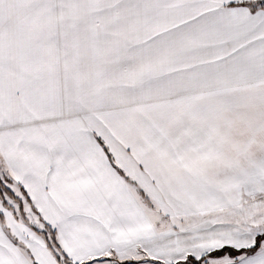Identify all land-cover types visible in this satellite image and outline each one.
Listing matches in <instances>:
<instances>
[{"label":"snow or ice","instance_id":"1","mask_svg":"<svg viewBox=\"0 0 264 264\" xmlns=\"http://www.w3.org/2000/svg\"><path fill=\"white\" fill-rule=\"evenodd\" d=\"M0 264H264V0H0Z\"/></svg>","mask_w":264,"mask_h":264}]
</instances>
